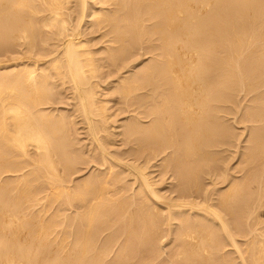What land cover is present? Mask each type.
Segmentation results:
<instances>
[{
  "label": "bare ground",
  "instance_id": "bare-ground-1",
  "mask_svg": "<svg viewBox=\"0 0 264 264\" xmlns=\"http://www.w3.org/2000/svg\"><path fill=\"white\" fill-rule=\"evenodd\" d=\"M1 69L0 264H264V0H0Z\"/></svg>",
  "mask_w": 264,
  "mask_h": 264
},
{
  "label": "rangeland",
  "instance_id": "rangeland-1",
  "mask_svg": "<svg viewBox=\"0 0 264 264\" xmlns=\"http://www.w3.org/2000/svg\"><path fill=\"white\" fill-rule=\"evenodd\" d=\"M88 1H89L90 5L93 3V0H91L92 2H91L90 0H88ZM94 1H95V0H94ZM93 6H94V5H93ZM92 8H93V9H97V8L100 9L101 6H100V4H98V6H96V4H95V7H92ZM102 8H103V7H102ZM104 9H105V7H104ZM105 10H107V9H105ZM86 26H87V27H86ZM86 26H84L83 28H85V29L87 28V29H88V27H89L90 25H86ZM85 29H84V30H85ZM82 30H83V29H82ZM84 30L82 31L83 33L85 32ZM95 36H97V35H95V34H94V35H89L87 38H88V39H92V37H95ZM94 42L97 43V40L93 41V42H92L93 44L91 43V45H94V44H95ZM107 44H108V43H107ZM104 45L106 46V44H104ZM104 45H103V47H104ZM96 46H97V47H96ZM96 46H92V49H93V50L95 49L94 51H96V50H98V49L100 50V47H101V49H102L101 51H103L102 44H101V45L99 44V45H96ZM101 51H99V53L102 54ZM140 52L142 53V51H140ZM99 53H98V55L100 56L101 54H99ZM98 55H97V56H98ZM97 56H96V58L98 59L99 57H97ZM101 57H102V56H101ZM152 57H153V56H151V55H144L143 58L141 57L142 59H141V58H138V60H139V59H140V60H139V61L137 60V63L135 64V65H137V64L139 63V64L136 66L137 69L135 68V69H136L135 71H137L138 68H139V70H140L141 67L144 66V64L148 63ZM146 58H147V59H146ZM1 59H2V58H1ZM104 61H105V60H104ZM147 61H148V62H147ZM140 62H142V63L140 64ZM144 62H145V63H144ZM104 63H105V62H102V64H104ZM135 65H134V63L131 64V66H135ZM130 69H131V68H130ZM130 69H128V70H130ZM100 70H101V72H99V74H100V73H103L102 77H104V74H106L104 78L101 77V74H100V76H99V80H102V79H103V82H104V84H103V82L101 81L102 83H100V90L103 89V90H102L103 93L105 92V94H106L107 91H112L111 89H115V88L118 86V83H117V82H118V79L114 78V76H110V77H109V76H108V73H107L108 71L106 70V68H105V69H104V68H101ZM100 70H99V71H100ZM103 70H104L105 72H104ZM128 70H127V71H128ZM139 70H138V71H139ZM5 72H7V69H3V70L1 69V70H0V75H1V74H4ZM126 73H127V74H126ZM99 74H98V75H99ZM123 75H128V72L123 73ZM106 76L109 77L110 79H109V78L107 79ZM100 77H101L102 79H100ZM111 77L114 78L115 80L112 79ZM105 78H106V79H105ZM117 78H118V77H117ZM116 80H117V82H116ZM99 82H100V81H99ZM112 83H113V84H112ZM116 83H117V84H116ZM101 84H102V85H101ZM111 87H113V88H111ZM108 89H109V90H108ZM112 92H113V91H112ZM65 94H66V97H69V98L71 97L70 100H69V98H68L69 101H68V100H66V101H65V100L63 101V100H62V101H61L62 105L66 108V111H65V108H64L61 104H60L61 107H60V105H59L58 108H59V109L62 108V110L64 109L63 111H62V110H60V111H62V112L65 111V116H69L68 114H74V113H75V110L77 109V107L75 106L76 101H75V100H72V96L70 95V94H71L70 92H66ZM113 95H114V94H113ZM242 95H244V94H241V96H238V97H239V98H238L239 100H238V99H237V100H238V102H239V101L242 102V103L239 102V106H241V104H242V108H241V109H244V108H245L244 106L251 105V104H250L251 102L249 101V98L251 97L250 100H252V97H253L254 95H249V96H247L246 98H245L244 96H242ZM66 97H65V98H66ZM107 97H108V98H107ZM107 97H106L105 99H110V100L112 99V100H111L112 103H110L109 105H111V104L113 105L115 101H119V100L117 99V98H119V97H117V95L112 96V94H109V95H107ZM111 97H113V98H111ZM63 99H64V98H63ZM116 99H117V100H116ZM241 99H242V100H241ZM244 99H245V100H244ZM113 100H115V101H113ZM71 101H72V102H71ZM73 101H74V102H73ZM63 102H64V104H63ZM68 103H69V105H68ZM246 103H247V104H246ZM65 104H66V105H65ZM70 104H71V105H70ZM243 104H244V105H243ZM67 105H68V106H67ZM73 105H74V106H73ZM112 105H111V107H112ZM117 106H119V108L121 107L120 105H117ZM117 106L115 105V107H113V108H115V109L112 108V109L110 110V113L112 112L111 114H112V115L114 114V116H115V120H114V118H113L114 116H113V117H112L113 119H110V118H109V121H108V124H107V126L110 125V126L107 127V128H108V129H107L108 132H109V133H112V134L115 133L114 136H113V138H114L113 142H112V140H111L113 147H112V145H111V146H109V148H111V147H112V148H111V149H108V150L110 151V152H109V151H108V152L110 153V156H111V157H110V156L107 157V160H108L111 164H110L108 161H105V162L103 161V162H102L101 160H99L100 162L97 160L98 164L95 163V162H94L95 164H94V163H91V161L93 162V161H95V160H94V159H92V160L89 159V156H92V155H93L91 150H92V148H93V145H94V146H96V145H95L94 143H92L93 145L91 144V141H92V140L90 139V137L88 138L86 135H84V133H85L84 130H83V132L80 131V132H79V133H80V135H79V139H80V141H79V142H75V145H78V146H76V148H75L76 150H78V151H77L78 153L76 152L75 154L78 156V155H82V154H83L82 152H84L83 155L85 156V155H86L85 153H87V155H88V153L91 151L90 154H89L88 156L86 155V156H87V159H88V161L90 160L91 165H93V166H94V165H96V166L99 165V169H98L99 171L97 170V167H96V166L93 167V166L90 165V163H89V165H90L89 168H90V167H93V168H90V169H93L91 172H90V169L88 168V164H86L85 167H84V165H83V167H82V165L79 164L80 166L78 165V167H79V168L81 167V168H80L81 170H82V168H83V171H85V169H86V171H85V173L83 172L82 175H81V173H79V174H78L79 177H78V175H76L75 177L73 176L74 179H70V181H71V180L73 181V182L71 183V185L75 186L76 184H78V183L80 182L79 180H80L82 177H85V176H86L85 178H87V177L89 178V174H88L89 172H90V176H91L92 173H93L94 176H96L97 174H104V171H108L111 167H113V166H111V165L114 164V167H115V164L117 165V163H115V162L112 160V157H114L116 154H119L120 157H122V156H124V153H125L126 151L129 150V149H128L129 146H126V145L123 144L122 136L119 135V133H120V132L122 133L123 129L125 128V127L123 128V126H124L123 124H125V123H128V124H129L130 121H132L131 118H133V116H135V114H134V115H133L132 113L129 114V115L131 116V118H130V116L128 115V113H126V115H124L123 113H121V112L118 110L119 108H118ZM73 107H74L75 110L73 109ZM243 107H244V108H243ZM69 108H70V109H69ZM117 108H118V109H117ZM67 109L70 110V112H69ZM116 109L118 110L117 113L114 111V110H116ZM71 111H73V112L71 113ZM77 112H78V111H77ZM119 112H120V113H119ZM110 113H109V115H111ZM62 114H63V113H62ZM118 114H119V115H118ZM120 114H121V115H120ZM74 115H76V117L80 119V120H79V119L76 118L77 120L75 119V121H77V122H80V121H81V122H82L81 117L78 116V115H80V114H77V113H76V114H74ZM125 117H126V118H125ZM110 120H113V123H112ZM127 120H128V122H127ZM109 122H110V124H109ZM114 122H115V123H114ZM124 122H125V123H124ZM78 125H80V126L78 127L80 130H82V128H84V125H83L82 123H81V124H78ZM111 125H112L113 127H112ZM247 125H248V124H247ZM121 126H122V127H121ZM236 128L240 131V133H242V131H243V129H244L242 125H237ZM109 129H110V131H109ZM112 129H113V130H112ZM111 130H112L113 132H112ZM81 132H82V133H81ZM104 135H105V134H103V135H101V136L106 137V135H105V136H104ZM248 135H249V133L246 131V132H245V135H244V136L242 137V139H241L242 142H243V143L241 144L242 146L245 145V143H244V142H245V137H248ZM80 136H81V137H80ZM115 136H116V137H115ZM117 136H119V137H117ZM84 137H87L88 139H87V138H84ZM82 138L84 139L85 142H83V139H82ZM113 138H112V139H113ZM81 139H82V140H81ZM243 140H244V141H243ZM81 141H82V142H81ZM88 142H89V143H88ZM113 143H114V144H113ZM80 144H81V145H80ZM82 144H83V145H82ZM87 144H91V145L89 146V145H87ZM80 146H81V147H80ZM91 146H92V147H91ZM83 147H84V148H83ZM78 148H79V149H78ZM85 148H86V149H85ZM87 148H88L89 151L87 150ZM90 148H91V149H90ZM83 150H84V151H83ZM96 152H97V151H96ZM122 153H123V155H122ZM114 154H115V155H114ZM119 155H116V156H119ZM116 156H115V157H116ZM238 157H239V154L237 155V157L235 158V160H234L233 163H235V162L237 161ZM109 158H110V159H109ZM118 158H119V157H118ZM87 159H86V160H87ZM119 159H120V158H119ZM112 161H113V162H112ZM105 163H107V164H106V167L104 166ZM108 163H109L110 165H109ZM233 163H232V164H233ZM101 165H102V166H101ZM86 166H87V168H86ZM100 166H101V167H100ZM109 166H111V167H109ZM102 167H105V168L103 169ZM94 168H95L97 171H96ZM101 168H102V169H101ZM108 168H109V169H108ZM117 168H118V166L115 167V169H117ZM100 169H101V170H100ZM119 171H121V169H119V168H118L117 171L115 170V172H119ZM95 172H96V174H95ZM99 172H100V173H99ZM105 173H106V172H105ZM156 173H157V172H156ZM156 173H155V174H156ZM83 174H84V175H83ZM80 175H81V176H80ZM87 175H88V176H87ZM93 175H92V176H93ZM92 176H91V177H92ZM153 176H154V174H153ZM154 177H155V180H157V181L159 180L157 174H156ZM156 177H157V178H156ZM71 178H72V177H71ZM76 178H77V179H76ZM78 179H79V180H78ZM83 179H84V178H83ZM167 180H168V181H167ZM167 180H166V181H167L168 183L171 181V180L169 181V179H167ZM74 181H75L76 183H75ZM126 181H127V180H126ZM166 181H165V182H166ZM131 182H133V181L131 180V181H128V182H126V183H127V185L130 186V185H132ZM160 182H161V181H160ZM167 182L164 183L163 185H162V183H161V186L158 184L159 187H157V189L159 188L158 190L160 191V194H161V195H162V194H163V195H165V194L167 195V194H168L167 191H168V188H169V187L167 188L166 186H167V185L169 186V184H167ZM128 183H129V184H128ZM130 183H131V184H130ZM158 183H159V182H158ZM73 186H71V187H73ZM135 188H136V186L133 187V189H132L133 192H134ZM166 188H167V189H166ZM165 189H166V190H165ZM162 191H163V192L165 191L166 193H165V192L162 193ZM131 193H132V192H131ZM76 203H77V202H76ZM76 203H74V205H76ZM58 204H60V203H58ZM58 204H56V205L58 206ZM56 205H54L53 208L50 209V210H51V211H49L50 213H53V214H54V213L56 212V210H53L54 207H55V208H58V207H59V206L57 207ZM63 206H64V205H61V208L59 207V208L57 209V210H61V209H63V212L60 211V212H62V213H61L62 215H66V214H67L66 216H70V215H71L69 218H73L72 216H75V213L77 214V210H76L75 208H73V207H68V206H64V207H63ZM54 211H55V212H54ZM50 213H49V214H50ZM50 215H51V214H50ZM262 217H264V215H263ZM12 225H13V224H12ZM67 230H70V231H71L70 228L67 229ZM67 230L64 231V234H66V232L68 233ZM62 234H63V232H60V236H62ZM68 234H70V232H69ZM68 234H67V235H68ZM106 235H107V233H106L105 235L103 234V238H105L104 236H106ZM51 237H52V236H51ZM52 238H53V237H52ZM52 238H50V239H52ZM103 238H102V239H103ZM168 238H169V237H168ZM168 238H167V239L165 238L164 241L162 240V242H161L160 250H162V251L164 250V251H163V252L161 251V254H162V253H163V254H162V257H161L160 259L163 258V259L165 260L166 258H168V257H167L168 254H167V253H169V255H170V253H171V251H172L171 249H174V248H175V246H174L175 243L172 244V242L174 241V238H173V237L171 238V236H170L169 239H168ZM71 239H72V237L70 236V237H69V240H71ZM102 239H101V240H102ZM171 239H172L173 241H171ZM102 241H103V240H102ZM240 241L243 242L242 239H239V242H240ZM167 244H168V245H167ZM171 244H172L173 246H172ZM117 246H118V247H117ZM117 246H116L115 249L113 250V253L111 252L112 254L109 255V258L107 257V258L110 259V260H107V261L105 262V264L109 263V262L115 257L114 255L117 254V251H118V248H119V245H117ZM52 247H54V245H53ZM55 248H56V247H55ZM161 248H163V249H161ZM53 249H54V248H53ZM115 250H116V251H115ZM164 254H165V255H164ZM169 255H168V256H169ZM160 259H159V260H160ZM163 259H162V260H163ZM159 260L156 262L157 264L159 263ZM156 263H154V264H156Z\"/></svg>",
  "mask_w": 264,
  "mask_h": 264
}]
</instances>
